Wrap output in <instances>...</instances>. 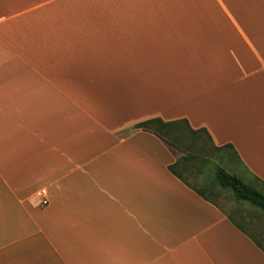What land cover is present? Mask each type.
Here are the masks:
<instances>
[{
    "label": "crops",
    "instance_id": "obj_1",
    "mask_svg": "<svg viewBox=\"0 0 264 264\" xmlns=\"http://www.w3.org/2000/svg\"><path fill=\"white\" fill-rule=\"evenodd\" d=\"M153 118L264 183V0H0V264H264Z\"/></svg>",
    "mask_w": 264,
    "mask_h": 264
},
{
    "label": "trees",
    "instance_id": "obj_2",
    "mask_svg": "<svg viewBox=\"0 0 264 264\" xmlns=\"http://www.w3.org/2000/svg\"><path fill=\"white\" fill-rule=\"evenodd\" d=\"M134 128L151 133L179 154L176 161L169 165L167 169L175 178L188 188L190 187L183 176L187 173L190 174L192 163L202 158L208 161L206 158L209 157L205 154L206 151L204 146H197L198 139L203 137L216 151L226 148L234 154V150L230 144L221 147L214 146L210 135L204 128L194 130L189 126L185 119L164 122L159 118H153L137 123L134 125ZM258 182L264 185V183L260 181ZM190 189L204 201L210 203L216 208L218 207L213 198L218 197L223 191H229L237 200L246 202L251 206L258 208L264 214V193L245 184L236 175L229 174L220 167L215 168L213 177L210 181L204 182L199 189ZM227 218L236 228L243 231L240 225L235 224L228 216Z\"/></svg>",
    "mask_w": 264,
    "mask_h": 264
},
{
    "label": "rangeland",
    "instance_id": "obj_3",
    "mask_svg": "<svg viewBox=\"0 0 264 264\" xmlns=\"http://www.w3.org/2000/svg\"><path fill=\"white\" fill-rule=\"evenodd\" d=\"M202 145L206 151L204 158L192 163V170L185 176L186 183L192 189H199L204 182L210 181L216 167L222 168L229 174L236 175L245 184L250 185L264 193V185L249 177L237 164L234 154L229 149L216 151L201 137L197 146ZM217 207L228 216L235 224L240 225L244 231L257 240L264 247V214L258 208L246 202L237 200L229 191H223L218 197L213 198Z\"/></svg>",
    "mask_w": 264,
    "mask_h": 264
},
{
    "label": "built area",
    "instance_id": "obj_4",
    "mask_svg": "<svg viewBox=\"0 0 264 264\" xmlns=\"http://www.w3.org/2000/svg\"><path fill=\"white\" fill-rule=\"evenodd\" d=\"M35 196L39 199V203L41 206H46L48 201L46 197V191L44 189H40L36 192Z\"/></svg>",
    "mask_w": 264,
    "mask_h": 264
}]
</instances>
